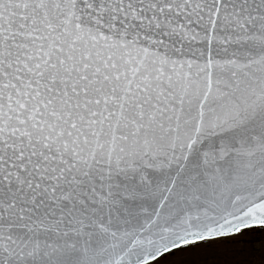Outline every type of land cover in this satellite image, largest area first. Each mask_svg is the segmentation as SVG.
I'll list each match as a JSON object with an SVG mask.
<instances>
[{"label":"snow or ice","instance_id":"6c2138e0","mask_svg":"<svg viewBox=\"0 0 264 264\" xmlns=\"http://www.w3.org/2000/svg\"><path fill=\"white\" fill-rule=\"evenodd\" d=\"M0 264H264V0H0Z\"/></svg>","mask_w":264,"mask_h":264}]
</instances>
